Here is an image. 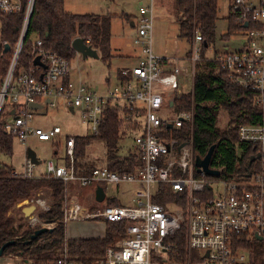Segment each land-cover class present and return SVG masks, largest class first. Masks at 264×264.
Segmentation results:
<instances>
[{
  "label": "built area",
  "instance_id": "2783aa9c",
  "mask_svg": "<svg viewBox=\"0 0 264 264\" xmlns=\"http://www.w3.org/2000/svg\"><path fill=\"white\" fill-rule=\"evenodd\" d=\"M230 1L234 23L241 28L246 40L239 49L214 53L208 60L214 61L232 84L257 91L260 97L256 103L262 105L264 0ZM33 3L34 0H27L23 6L20 0H0V18L22 17L12 46L2 39L0 21V126L25 153L31 139L62 145L64 163L57 165L48 161L45 173L37 176L36 164L26 157L20 170L13 173L24 179L47 178L64 184L62 219L58 222L63 228L70 221L87 219L126 224L125 236L107 247L100 259L88 264H160L158 260L164 262L172 249L168 239L182 228L187 252L183 264H257L252 250H264V111L259 124L243 125L238 129L239 142L256 145L261 150V171L250 174L244 182L209 181L202 173L198 174L200 178L195 177L193 110L177 111L174 103L192 93V86L191 90L189 86L201 72L197 66L202 60L204 41L199 29L195 30L190 43L187 54L190 72L188 79L183 81L180 67L152 53L153 1L148 0L147 6L138 8L136 34L132 40L142 56L134 66L120 71L114 85L99 93L71 79L72 60L46 49L39 37L31 40V64L18 68ZM250 22L252 28H249ZM7 55L8 65L3 70ZM36 58L40 62L38 65L33 63ZM32 105L37 108H31ZM107 106L127 112V121L133 118L135 132L131 138L126 135L123 138L132 142L126 152L138 155L141 163L130 174H118L105 166H97L89 175L78 176L74 137L62 135L57 125L48 129L35 125L34 113L43 107L75 110L89 136H96ZM184 127L188 134L183 139L167 133V128ZM102 183L137 187L133 189L129 204L106 205L95 212L68 192L71 184L94 190ZM158 184H167L176 193L185 192V209L172 203L165 206L154 203L152 198ZM33 204L36 213L27 217L26 224L52 230L57 223L43 221L37 215L48 211L49 204L40 198ZM50 264L83 263L68 254L65 239L60 254Z\"/></svg>",
  "mask_w": 264,
  "mask_h": 264
},
{
  "label": "trees",
  "instance_id": "16d2710c",
  "mask_svg": "<svg viewBox=\"0 0 264 264\" xmlns=\"http://www.w3.org/2000/svg\"><path fill=\"white\" fill-rule=\"evenodd\" d=\"M25 6L27 0H20ZM112 1V0H105ZM177 10L182 18L179 24L178 37L192 42L194 32L199 29L204 44L201 51V62L198 68L202 71L195 75L192 93L176 100V110H193L192 151L193 155L204 157L208 149L214 145V151L209 167L218 171L219 176H204L206 180H225L244 182L247 173L254 174L262 169V152L258 146L239 142L238 129L243 125H257L261 122L264 111V97L262 105L256 101L260 95L257 91L242 88L232 84L226 73L220 70L214 62L205 58L204 49L215 40V25L217 21V0H175ZM110 14H72L64 10V0H34L30 16L27 36L23 51L19 58L18 68L29 66L32 62L30 46L33 37L43 39L44 47L57 53L66 60H74L76 53L71 48L75 38L88 41L92 49L98 53V58L109 62L112 58L110 48ZM127 17V16H125ZM227 34L240 32L241 28L234 23L233 14L229 7ZM2 39L14 45L18 36L22 17L2 16ZM249 28H252L251 22ZM3 70L8 65V55L3 60ZM227 115L226 126L218 127L219 114ZM126 113L120 109L107 106L103 112L102 122L96 136H73L75 141L74 163L78 176L89 175L97 167L94 160L88 159L87 150L94 143L104 146V165L109 171L118 174L133 173L140 158L133 152L120 153V142L123 137L131 138L135 132L133 118L125 120ZM170 129L167 133L171 137L183 139L188 129ZM13 150V138L6 134L0 126V156L10 158ZM260 154L250 164L252 157ZM13 168L0 163V248L8 242L2 256H15L28 264H50L60 254L65 241L63 226L58 223L62 219V202L65 186L54 179L37 178L24 179L14 175ZM195 177L200 178L196 173ZM101 186V185H100ZM80 189L75 184L68 186ZM86 189V188H81ZM50 193V206L46 212H38V217L46 222L57 223L50 231H46L35 240H30L33 232L40 228L30 227L20 223L24 220L21 204L30 201L39 191ZM208 191V189H207ZM208 195V193H205ZM186 193H176L167 184H158L152 201L165 206L169 203L181 209L186 207ZM115 199L105 198L100 208L106 205H118ZM20 205V206H19ZM10 209L15 210L17 220L10 219ZM91 210V209H90ZM126 224L122 222L106 223L104 236L95 239L66 240L67 251L70 256L83 264L100 259L107 247L125 236ZM182 228L174 237L168 239L172 245L167 254L170 260L183 264L186 257V243ZM257 264H264L257 263Z\"/></svg>",
  "mask_w": 264,
  "mask_h": 264
},
{
  "label": "rangeland",
  "instance_id": "374dc122",
  "mask_svg": "<svg viewBox=\"0 0 264 264\" xmlns=\"http://www.w3.org/2000/svg\"><path fill=\"white\" fill-rule=\"evenodd\" d=\"M142 1L144 6L148 5L147 0H115V6L106 3L104 0H65L64 8L68 12L76 14H98L111 12L113 17L111 19V41L110 46L112 53L124 54L130 43V27L122 20L124 15H135L138 11V2ZM166 9H161V4L155 2L154 22H153V53L156 56V52L161 53L157 57L165 58H182L190 51V44L184 39H178L176 37L178 30V20L182 18L179 11L176 10L174 0H163ZM230 0H217V21L215 25V40L208 48L204 49L205 58L210 59L214 56V53L223 51L233 52L237 50L246 38L242 32L233 31L230 35L227 34V21L225 18L229 14ZM122 6V8H119ZM161 55V56H160ZM162 58V57H161ZM110 63V66H109ZM123 63L116 58L111 62H103L96 58L82 59L80 56H75V59L71 62L72 74H74L75 81L84 82L87 85H91L97 91H100L105 77L113 75L116 66ZM124 64V63H123ZM198 69V66H197ZM201 71L202 69L199 68ZM192 84L189 86L191 90ZM189 94H187L188 96ZM34 122L51 128L54 125L60 126L62 129V135L67 136H84L89 135L86 126L82 124L80 116L75 111L74 113L68 112V110H52L47 107H43L34 113ZM227 123V115L225 112L219 114L218 127L224 128ZM132 142L126 138H123L120 142V153L126 152ZM16 145V143H14ZM51 145L47 142H37L34 139L29 140L28 149L32 150L37 159V164L42 167L46 162L52 161L53 151ZM61 155V152H59ZM87 155L90 160L96 161L97 166L104 165V146L102 143L92 144L88 150ZM20 150L17 147L14 148V155L10 158L0 156V163L7 166H17L20 162ZM105 198H114L118 203L124 205L130 203L131 194L133 189L137 186L129 184L108 185L102 183ZM92 188L76 189L72 188L68 190L69 194L74 196L84 207L91 209L90 211H96L100 209L102 203L95 202ZM50 192L47 190H40L30 201L23 202V208L32 207L34 200L37 198L43 199L50 206ZM105 201V199H104ZM104 203V202H103ZM21 204V205H22ZM20 206V205H19ZM14 211V210H13ZM30 211H28L29 213ZM15 213V212H14ZM36 212H32L34 215ZM10 216H14L12 210L9 212ZM30 215V214H29ZM16 220L18 216L15 214ZM27 217L24 216V220L20 223L26 224ZM106 223L102 219H87L70 221L64 226V235L66 240L73 239H95L104 235V227ZM253 260L256 263L264 262V250L256 248L252 250ZM164 262L159 259L160 264H180L177 261L169 259L168 254L165 257ZM22 260L15 256H2L0 257V264H19Z\"/></svg>",
  "mask_w": 264,
  "mask_h": 264
},
{
  "label": "crops",
  "instance_id": "0c3cea01",
  "mask_svg": "<svg viewBox=\"0 0 264 264\" xmlns=\"http://www.w3.org/2000/svg\"><path fill=\"white\" fill-rule=\"evenodd\" d=\"M65 1V0H64ZM105 1V0H104ZM148 1V0H147ZM153 1V16H154V12H155V2H157L158 4H161V9L162 10H165L166 9V5H165V3H162L163 2V0H152ZM106 3H108V4H112L113 6H115V0H112V1H105ZM174 4H175V0H174ZM138 6L140 7V6H144L143 5V2L142 1H139L138 2ZM119 8H122V6H120ZM175 8H176V5H175ZM64 10H65V8H64ZM176 10H177V8H176ZM66 11V10H65ZM178 11V10H177ZM66 12H68V11H66ZM68 13H72V12H68ZM72 14H76V13H72ZM98 14H110V15H112V14H114V13H111V12H106V13H98ZM125 16H127V17H125ZM137 17H138V11H137V13L135 14V15H124V16H122V20H124L128 25V27H130L131 29H130V32H131V36H130V43H129V45H128V47H127V49H126V51L124 50V54H117V53H112V49H111V53H112V58L110 59V62H111V60H113V59H117L118 61H122L123 63H121L120 65H118V66H116V68L114 69V73H113V75H108L107 77H105V79H104V83L102 84V86H101V89H100V91H98L99 93H103L108 87H110V86H112V85H114L116 82H117V80H118V75H119V73H120V71L121 70H123V69H129V68H131L132 66H134L136 63H137V61H138V59L142 56L141 55V53H140V50H139V48L138 47H136V46H134L133 44H132V40H133V38L135 37V34H136V19H137ZM180 21H181V19H179L178 20V25H177V30L179 29V24H180ZM153 22H154V17H153ZM110 33H111V23H110ZM176 37L178 38V39H182V38H179L178 37V33H177V35H176ZM184 40H186V39H184ZM110 41H111V38H110ZM186 41H188V40H186ZM152 43H153V32H152ZM190 44V43H189ZM241 45V44H240ZM110 48H111V46H110ZM239 48H240V46H239ZM238 48V49H239ZM96 51V50H95ZM96 53H97V51H96ZM152 53H153V45H152ZM154 54V53H153ZM156 56H158L159 54H161V53H158V52H156ZM188 54V53H187ZM187 54L184 56V57H182V58H176V57H172V58H166V59H169L171 62H173L175 65H177L178 67H180V69H181V72H182V75H183V77L181 78L183 81H186V79H188V75H189V72H190V65H189V61H188V59H187ZM80 56L81 57V55H79V54H77L76 53V55L75 56ZM97 55H98V53H97ZM161 56V55H160ZM162 58H165V57H163V56H161ZM82 58V57H81ZM75 59V58H74ZM83 59V58H82ZM99 59V58H98ZM109 66H110V63H109ZM71 79H73L74 81H75V79H74V74H72V69H71ZM76 82H78V81H76ZM80 82V81H79ZM81 83H83V84H85V85H87L86 83H84V82H81ZM87 86H89L90 88H92V89H94L91 85H87ZM95 91H97L96 89H94ZM61 110H63L62 108H61ZM68 112H70V113H74L75 112V110H68ZM77 112V111H76ZM34 124L35 125H37V126H40V127H43V128H46V129H48V127H45L44 125H42V124H39V123H37L36 121L34 122ZM85 136V135H84ZM86 136H89V135H86ZM14 143H16L15 141H13V150H12V156L14 155V148L15 147H17V149H19L20 150V154L22 155V157H19L20 158V162H19V164L17 165V166H9V167H11V168H13V170L15 171V172H18L19 170H20V166H21V164H22V162L24 161V159L27 157L26 156V153H25V150L22 148V146H20L19 144H17L16 143V145L14 144ZM51 146V149H52V151H53V158H52V161L55 163V164H62V163H64L65 162V158H63V151H62V145H57V146H55L54 144H50ZM59 152H61V155L59 154ZM11 156V157H12ZM35 157H36V155H35ZM88 159H90L89 158V156H88ZM95 159V158H94ZM93 159V160H94ZM37 160V159H36ZM36 175L37 176H39V175H43L44 173H45V164L42 166V167H40L37 163H36ZM135 186V185H134ZM93 191L94 190H92L91 189V193H93ZM93 196H94V193H93ZM129 198H130V196H129ZM22 206H23V204H22ZM10 210H12V212H13V214H14V216L13 217H8V218H10V219H14V220H16V216H15V210L14 209H10ZM14 210V211H13ZM104 232H105V227H104ZM104 236V235H103ZM102 236V237H103ZM102 237H98V238H102ZM65 239H67V238H65ZM89 239H92V238H89Z\"/></svg>",
  "mask_w": 264,
  "mask_h": 264
},
{
  "label": "water",
  "instance_id": "95a60500",
  "mask_svg": "<svg viewBox=\"0 0 264 264\" xmlns=\"http://www.w3.org/2000/svg\"><path fill=\"white\" fill-rule=\"evenodd\" d=\"M246 23L244 24V27H246ZM71 48L72 50L81 55V57L83 59H86V58H98V55L96 53V51L94 49H92V47L89 45V44H85L84 40L81 39V38H75L72 42H71ZM8 46H6V50H8ZM35 65L37 64H40L38 58H36L33 62ZM31 108L33 109H36L37 106L36 105H32ZM214 148L215 146L212 145L206 155L204 157H200V156H195V160H194V166L196 168V173L197 174H203L205 176H214V177H217L219 176V172L218 171H215V170H212L210 169L209 167V164H210V160H211V157H212V154H213V151H214ZM27 157L32 161L34 162L35 164L37 163V160H36V157H35V153L30 150V149H27ZM261 156L260 154L256 155L255 157H252L249 164L254 161L255 159H259ZM247 177H250V173H247ZM94 199H95V202L97 203H103L104 202V199H105V193H104V190H103V187L98 185L95 187L94 189ZM35 210V207L32 206V207H28V208H25L22 210L23 212V215L25 217H29L32 212ZM28 211H30L28 213ZM30 214V215H29ZM51 229H48V228H38L36 229L33 234L31 235L30 237V240L27 241L26 243H29L33 240H35L38 236L42 235L43 233H45L46 231H50ZM13 242H8V243H5L1 248H0V257H2V253H3V250L11 245Z\"/></svg>",
  "mask_w": 264,
  "mask_h": 264
}]
</instances>
